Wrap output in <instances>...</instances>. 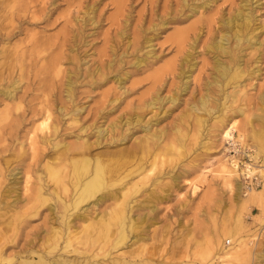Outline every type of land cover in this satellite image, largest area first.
I'll return each instance as SVG.
<instances>
[{
    "label": "rangeland",
    "instance_id": "rangeland-1",
    "mask_svg": "<svg viewBox=\"0 0 264 264\" xmlns=\"http://www.w3.org/2000/svg\"><path fill=\"white\" fill-rule=\"evenodd\" d=\"M237 15L249 20L223 24ZM181 31L182 37L175 40ZM236 31L252 46L244 40L243 50L234 49L230 58L212 47L223 36L233 44ZM253 43L261 46L256 50ZM216 58L229 68L241 63L243 75L221 76ZM230 91L238 92L233 101L224 99ZM263 93L264 0H0V202L9 204L0 208V264H25L22 261L29 256L38 261V255L29 252L47 247L52 228L65 232L66 214H75L82 206L93 216L108 206L105 201L90 209L92 198L68 213L59 207L49 211L47 205H57L50 190L43 206L32 208L29 203L42 182L53 186L48 169L59 168L64 146L84 142L93 145L89 157L99 154L112 167L141 161L134 179L116 183L115 188L133 182L125 204L132 207L136 224L127 230L129 236H137L134 249L148 264H203L209 243L223 227H230L236 239L223 235L217 257L235 240L244 239L247 247L240 248L235 259L222 258L219 264H258L255 254L264 249V215L257 204L249 209L235 203L216 177L218 159L227 157V138L217 136L215 116L225 122L237 120L234 138L239 139L240 125L246 122L247 131L260 130L256 132L264 139ZM156 95L163 99L160 106L138 109ZM203 97H207L204 107L198 102ZM171 98L178 101L172 104ZM192 105L197 111H191ZM224 105L229 106L227 111ZM46 106L51 110L49 121H44ZM138 115L154 127L145 132L135 127L114 147L105 146L104 137L97 136V127L110 128L122 117L124 122ZM55 127L57 134L48 135ZM151 130L161 136L151 154L138 152L130 159L107 156L108 151H125L147 133L151 137ZM97 139L103 141L96 144ZM244 139L241 143L253 148L252 166L264 187V154L255 141ZM70 157L69 183L84 174L80 156ZM104 178L109 184V175ZM239 180L244 185L241 175ZM83 224L78 219L72 222V230L80 236V252H62L66 238L62 234L47 258L107 263L108 254L118 247L111 248L110 239L97 238L95 230L90 231L95 234L88 239L92 241L85 244Z\"/></svg>",
    "mask_w": 264,
    "mask_h": 264
},
{
    "label": "bare ground",
    "instance_id": "bare-ground-1",
    "mask_svg": "<svg viewBox=\"0 0 264 264\" xmlns=\"http://www.w3.org/2000/svg\"><path fill=\"white\" fill-rule=\"evenodd\" d=\"M248 20H249L248 17H239V15H237L233 19L229 18L223 24L224 25L225 24H231L233 26H235L236 24L242 25L241 23H238L237 21L246 22ZM243 25H245V24H243ZM182 34H183L182 31L178 32L173 38L178 37V39H175V40H179L182 37ZM223 38H225V41L223 40ZM231 40L233 41V44L231 42L229 43L226 36L219 37L217 41L212 43V47L217 52H219L220 54L228 55L230 58L231 51H234V49L237 48L238 52L243 50L241 48V44L244 42V40H245V42H247L249 47L252 46V44L250 45L248 38L246 37V39H245V37H243V35L239 34L238 31H236V34H234L231 37ZM253 44H255V43H253ZM258 44H259V46L257 44H255L258 46V47H256V50L261 46L260 43H258ZM235 64H236V66H232L229 68L228 66L223 65L219 61V59H217V58L215 59V68L220 72L221 76L227 75V77H228L229 75H231V76L234 75V76L240 77L241 75H243L241 72V68L239 67V65H241V63L239 64L238 62H236ZM182 90L184 91L185 88H182ZM237 93L238 92L231 93V91H230V93H225V94H223L224 99L227 101L228 100L233 101V99L235 98V95H237ZM5 94L9 95V93H5ZM263 96L264 95H261V97H263ZM177 101H178V98H171L170 103L174 104ZM162 102H163V99L159 98L156 95L149 102H145V103L141 104V106H139L138 109H141V110L142 109L143 110L151 109V110H153V109H155V107L160 106V104ZM198 102L202 107L206 106L207 105V97L200 98L198 100ZM228 108H229L228 105H224V107H223V109L225 111H227ZM190 109H191V111H197L198 107L196 105H192L190 107ZM44 114H45V118H44L45 120L44 121H49L51 119V110L49 109V106H46L44 108ZM215 117L218 118L217 123L215 124V127H218L217 132H219V133L217 134V136L219 137V139L225 140L226 138H231V136L233 134L232 132L235 131L234 128L236 126L238 127L237 120H230V121L225 122L224 119H222L224 121L223 122L221 120V118L219 117V115L215 116ZM123 119L124 118L122 117L119 119V121L117 123L114 122V123L110 124L109 125L110 128L102 129L101 126L97 127V129H96L97 136L98 137L99 136L104 137V141L106 142L105 146L114 147L117 145L118 141L119 142L125 141V139L128 138L127 136L129 135V131L135 129V127L143 128L144 132H145V131H150L151 127L153 125H155V124L151 125L150 124L151 122L149 120L142 122L143 119L139 115L132 117L130 119L127 118L124 122H123ZM245 124H248V123L244 122V124L240 125L241 131H240V133L238 132V138H239L238 140L242 141V139H244L245 137L251 138L253 141H255L257 143V145H258L257 148L260 149L259 151L260 152L262 151L264 154V139H263V137H261V135L256 132L258 130L247 131V129L245 128ZM255 128H256V126H255ZM85 130H86V128L81 129V131H85ZM126 131L128 132L127 134H125ZM151 132H152V130H151ZM55 133L57 134V128L56 127L53 128L52 131L47 133V134L48 135L49 134L55 135ZM152 134H153V132H152ZM152 134H151V137L148 136L149 138H147L146 137L148 135V133H147L146 136L144 137L145 139H138V141L136 140L137 141L136 144L133 143L131 146L125 148L126 149L125 151L123 149H122V151L119 150V154H116L115 151L112 153L110 151H108L107 153L104 152V154L106 153L107 156H111V157H114L116 155H125L126 157H128L130 159V158L134 157L138 152L150 153V151L155 146H158L159 142H161V136L159 134H157V135L156 134L152 135ZM105 135H107V136H105ZM46 137H48V136L45 135L43 138L45 139ZM54 137L55 136H53L52 138H54ZM47 140H49V138ZM101 141H103V140H101ZM101 141H99L97 139L96 144L101 143ZM244 141H245V139H244ZM33 143H34V137H33ZM78 144H80V143H78ZM75 145H77V144L75 143L74 146ZM68 146H70V145H68ZM71 146H72V144H71ZM91 146H93V145H90L89 142H84L83 144H80V146H75V147L64 146L65 150L63 152L60 150L62 152V154L58 155L59 157L57 156L58 160H59V161L58 160L57 161H58V163L60 162L59 166H58L59 168L57 170L56 169H48V175H49L48 178H50V180L53 181V186L48 187L49 184L47 185V183L41 181L42 184H40L38 186L37 190H34V192L35 191L36 192L33 193L32 198H30L31 200L27 199V203L30 200L31 202H29V203L30 204L32 203V205H31L32 208H38L40 206H43L48 201V196H45V194H48L47 191L50 190L49 192L56 198V201H55V199L54 200L51 199V200L57 202L56 203L57 205H55V204L54 205H47V208L49 211H52L53 209H55V207H59L60 209H62L63 213H65V212L68 213L70 211V209L75 210L80 205H82L84 202L89 201L92 198H95V201L94 202L89 201V204H91L90 209L94 210L96 206L100 205L101 203H104L105 201H109L108 206L102 212L94 213L93 216H89L90 211H92V210H88L87 208L82 209V206H81V209L78 210V212H76L75 214H69V215L66 214L65 215V226H64L65 232L61 233V232H59L58 229L52 228L53 230H51L50 237L46 239V241H47L46 243H49L47 245V247H43L42 250L40 251V253H38L39 250H31L29 252L31 254H34V253L37 254L38 255V261L33 262V261L29 260V258H30V256H29L28 258H25L22 261L23 263H25V264L26 263L27 264H35V263H37V264L38 263L39 264H148L149 260L147 258H145L144 256H142V255L140 256L139 254H137V252L134 249V245H135V241L137 240V238H136L137 236H135L134 234L129 236V233H128V230L132 231L134 225L136 224L135 217L130 213V210L132 209V207H129L128 204L127 205L125 204V199L128 196V192L131 191L130 189L132 188L131 185L133 182H126L125 181L126 183H122L121 187L115 188L116 183H121L128 178L134 179V177H132V176L135 173L137 174V172H139L140 167H141V164H140L141 161H140V163H138V161H137L136 164H132L134 162V160H128L127 162L125 161V162H122V164L117 165V167H112V166H109V164H107L105 160L102 161L99 157L100 156L99 154H97L96 157H95V155H93V157H89V156H91V151H90ZM252 150H253V148H252ZM54 153H55V151H54ZM72 153H75L78 156H80V158H81L80 159V164H81L80 173L82 172L84 174H82V175L77 174L76 176H74L75 178L73 177L74 181L72 178L73 182L69 183L68 180L70 177H69V170H68L69 164L68 163L70 162L69 159L71 158L70 155ZM224 153H226V152H224ZM254 156H255V158H257V155H254ZM54 157L55 156H53V158ZM218 157H220V155ZM108 161H110V160H108ZM226 162H227V159H224V160H221V158L218 159V164L214 167L215 171H214V168L212 170L215 172L216 177L218 176L220 178V180L222 181V184H224V186H226L228 191L230 193H232L233 200L235 201V203H237V204L241 203L244 208H249L251 204H255V205L257 204L258 208H260L262 214L264 215V187H263V185H262V187H263L262 189H251L248 192L246 191L247 193H245L244 195H241V192H242L241 190L243 189V187H242L243 184L239 180L240 175L241 174L244 176L247 175L248 177L254 175L255 173H257L256 170H254L255 169L254 166L246 164V166H245L246 169H243V168L239 169L237 165L232 166L228 162L227 163ZM143 166H144V164H143ZM201 171H204V170H201ZM205 171H208V170H205ZM208 172L211 173L210 171H208ZM202 173H204V172H202ZM202 173H201V176L199 175L200 177H202V175H203ZM105 174H108L110 177V180H111V181H109L110 183L107 185H106L107 180L104 178ZM213 176H214V174H213ZM205 177H206V173H205ZM205 177L202 179L205 180ZM178 178H179L178 176L174 177L173 181L174 182L177 181ZM45 179L47 180V178H45ZM204 180H202V181H204ZM113 183H115V184H113ZM104 185H106V186L103 187ZM195 188L196 187H194V190H195ZM102 189H105V192L101 193L98 196L97 193L101 192ZM28 191H29V189H28ZM58 191H60V194ZM8 205L9 204L5 203L4 200H1L0 208L2 210L5 207H7ZM28 205L26 204V206H28ZM11 206H13V204ZM22 206L26 210V206H24V205H22ZM16 210H18V209H16ZM75 219L82 220L84 222L83 226L81 227L80 232H81V234L86 236L85 244L90 243L92 241V240L88 241V239L92 238V236H95V234L94 233L91 234L90 231L95 230L98 233L97 238L102 236L103 239H105V240L110 239V241H108V243L110 244V247L111 248H117L118 247L117 251L114 250L115 252H113V253L111 252L112 256L110 255V253L108 254V257L106 259L107 263L94 262V260L93 261L84 260V259L80 260L78 258L69 259L67 257H65V258L64 257H58V258H54V259H48L47 258L48 254H51L53 250L57 249L56 247L58 246L59 240L61 238H63L62 234H63V236L66 235V238L64 240V244L61 245L62 246L61 251L65 252V253L80 252V247H79V244H81V242H79L80 236L79 235L77 236L76 235L77 233H75V230H72V228H73L72 222ZM240 223H241V221H240ZM223 235H227L228 238L236 239L235 238L236 235L232 232L230 227H223L222 228V234H220L216 239H214L213 241H211V243H209L210 244V245H208L209 248L207 247V250L204 253V258L202 259L203 264L204 263L215 264L217 258L219 260L218 264H219V262L221 263L222 258H225L226 260H230V259L233 260L236 257H238L239 249L240 248L243 249L246 246V241L245 242L243 241L244 239L239 240V241L235 240V245L232 246L229 251L225 250L223 252V255H221L222 257L221 256L217 257L216 253H219V249H220V248L219 249L217 248L218 246H220L219 245V239L222 238ZM225 242L226 243L229 242L228 245L230 244L229 240H226ZM123 245H125V246H123ZM242 245H244V246H242ZM262 246H264V245H262ZM119 247H121V248H119ZM82 248L83 247H81V249ZM246 249L248 251V248H246ZM107 251L108 250H106V252ZM254 251H255V249H254ZM257 251H259V252H257L255 254V258H256L255 261L258 264H264V249L261 251L260 250H257ZM248 253H249V251H248ZM251 253H253V252H251ZM255 258L253 257V261Z\"/></svg>",
    "mask_w": 264,
    "mask_h": 264
},
{
    "label": "built area",
    "instance_id": "built-area-1",
    "mask_svg": "<svg viewBox=\"0 0 264 264\" xmlns=\"http://www.w3.org/2000/svg\"><path fill=\"white\" fill-rule=\"evenodd\" d=\"M225 144L227 146L226 159L230 165H237L239 169H246V164H253V155L251 153L252 150L250 149V147L241 143V141H239L237 138H234V134H232L231 138L226 139ZM241 176L244 179L243 189L245 190V192H248L250 189H258L262 186V179L257 173L250 177H248L247 175L244 176L242 174ZM228 243L229 242H227L226 244L228 245Z\"/></svg>",
    "mask_w": 264,
    "mask_h": 264
}]
</instances>
